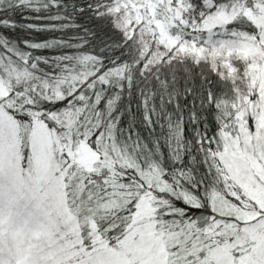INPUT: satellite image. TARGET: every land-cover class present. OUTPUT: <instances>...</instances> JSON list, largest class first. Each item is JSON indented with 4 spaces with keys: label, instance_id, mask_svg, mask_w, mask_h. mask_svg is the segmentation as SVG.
I'll use <instances>...</instances> for the list:
<instances>
[{
    "label": "snow or ice",
    "instance_id": "1",
    "mask_svg": "<svg viewBox=\"0 0 264 264\" xmlns=\"http://www.w3.org/2000/svg\"><path fill=\"white\" fill-rule=\"evenodd\" d=\"M0 264H264V0H0Z\"/></svg>",
    "mask_w": 264,
    "mask_h": 264
},
{
    "label": "trees",
    "instance_id": "2",
    "mask_svg": "<svg viewBox=\"0 0 264 264\" xmlns=\"http://www.w3.org/2000/svg\"><path fill=\"white\" fill-rule=\"evenodd\" d=\"M16 34L19 35V36L25 37V38H32V37H34V38L37 39V40L43 38V34H36V33L29 34V33L26 32V31H19V30H18ZM126 103H127V102H126ZM135 105H136V101L133 100V101H132V109H133V111H135ZM125 124H127V118H125ZM141 131L143 132L144 130L141 129Z\"/></svg>",
    "mask_w": 264,
    "mask_h": 264
}]
</instances>
